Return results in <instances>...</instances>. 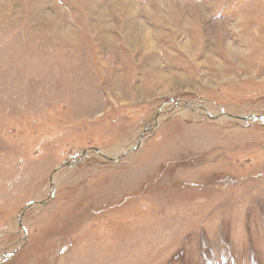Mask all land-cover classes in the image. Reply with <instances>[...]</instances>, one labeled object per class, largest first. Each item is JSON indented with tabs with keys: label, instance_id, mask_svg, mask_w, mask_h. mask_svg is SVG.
Instances as JSON below:
<instances>
[{
	"label": "rangeland",
	"instance_id": "1",
	"mask_svg": "<svg viewBox=\"0 0 264 264\" xmlns=\"http://www.w3.org/2000/svg\"><path fill=\"white\" fill-rule=\"evenodd\" d=\"M0 264H264V0H0Z\"/></svg>",
	"mask_w": 264,
	"mask_h": 264
},
{
	"label": "bare ground",
	"instance_id": "2",
	"mask_svg": "<svg viewBox=\"0 0 264 264\" xmlns=\"http://www.w3.org/2000/svg\"><path fill=\"white\" fill-rule=\"evenodd\" d=\"M234 48V47H233ZM232 47H229L227 50H229V52L231 53V56H233V53H235V49H233ZM238 53V52H237Z\"/></svg>",
	"mask_w": 264,
	"mask_h": 264
}]
</instances>
